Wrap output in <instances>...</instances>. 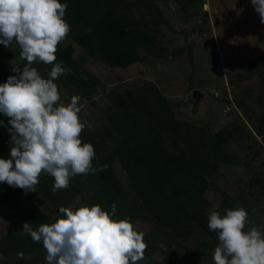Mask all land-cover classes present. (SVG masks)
Listing matches in <instances>:
<instances>
[{
  "label": "rangeland",
  "instance_id": "374dc122",
  "mask_svg": "<svg viewBox=\"0 0 264 264\" xmlns=\"http://www.w3.org/2000/svg\"><path fill=\"white\" fill-rule=\"evenodd\" d=\"M150 1L167 22L158 27L156 43L169 52L181 51L172 61L151 57L125 69L110 68L92 59L69 36L60 44L73 46V59L82 68L79 73L95 85L89 98L79 96L84 132L102 130L107 124L106 115L116 111L118 94L142 85L146 89L154 86L177 122L202 128L215 141L223 139L219 142L227 160L219 167L213 188L204 194V216L208 219L212 211L223 216L229 209L242 207L248 212L246 230L255 224L264 231V135L257 131L259 119H264V81L257 76L238 80V75L255 62L261 61L264 66V24L251 0H203L190 7L178 0ZM132 8L135 20L153 19L145 15L140 5ZM151 33L155 34L154 29ZM21 60L18 45H0V84L14 67L20 66ZM58 88L61 103L68 104L77 96L67 85L60 84ZM115 170L125 185L127 180L118 162ZM93 192V186L85 185L74 189L65 201L52 203L37 186L36 192L12 188L8 199L0 195V241L11 229L25 223L31 205L47 218L43 224H51L62 217L60 207L75 210L84 206ZM127 200L131 202L132 197L127 195ZM133 225L144 237L153 236L152 243L162 251L151 258L144 257L138 264H158L164 253L177 264H214L217 234L211 236L196 223L189 239L178 246L148 224L136 221ZM45 255L43 249V259ZM16 263L17 260L13 264ZM0 264H9L1 246Z\"/></svg>",
  "mask_w": 264,
  "mask_h": 264
},
{
  "label": "trees",
  "instance_id": "16d2710c",
  "mask_svg": "<svg viewBox=\"0 0 264 264\" xmlns=\"http://www.w3.org/2000/svg\"><path fill=\"white\" fill-rule=\"evenodd\" d=\"M184 6H198L203 0H178ZM67 5L65 19L70 25L68 36L95 60L110 68L125 69L134 63L156 57L172 61L181 51L169 52L157 44V29L167 24L162 11L150 0H60ZM140 5L145 18L135 20L132 7ZM151 25V28L147 25ZM154 29V35L152 30ZM71 45H59L56 63H62L68 70L58 80L67 85L77 96L89 98L95 92L92 81L85 80L79 73L82 68L73 59ZM17 68L23 69L26 61ZM255 62L238 75L243 78L259 77L264 81V66ZM42 77L47 78L51 67L34 63ZM16 75L13 69L3 80ZM74 86V87H73ZM116 111L106 115L107 124L100 131H86L81 139L94 146L96 158L93 167L98 170L87 175H77L65 190L53 191L54 178L44 173L37 187L52 203L65 201L76 188L85 185L94 187L84 206L100 205L118 220L136 221L150 225L168 237L169 243L185 242L191 236L193 223L203 231L212 233L208 219L204 216V194L212 187L219 167L227 157L221 149L223 139L214 140L211 133L202 128L177 122L166 108L164 99L154 86L146 89L143 85L125 94L116 96ZM257 128L258 135H264V119L261 117ZM0 158H10L12 147L9 133V118L0 114ZM121 166L126 183L118 178L115 163ZM12 187L0 184V195L4 199ZM127 195L132 201L127 200ZM25 223L35 230L47 218L36 207L30 206ZM22 225L11 229L1 241V252L7 262L13 264H45L42 257V243L33 242L30 235L22 234ZM153 236L144 237L147 244L144 257H152L161 248L152 243ZM169 243L167 246L169 247ZM23 253L24 258L17 256ZM175 259L164 253L158 264H177Z\"/></svg>",
  "mask_w": 264,
  "mask_h": 264
},
{
  "label": "clouds",
  "instance_id": "9594fccd",
  "mask_svg": "<svg viewBox=\"0 0 264 264\" xmlns=\"http://www.w3.org/2000/svg\"><path fill=\"white\" fill-rule=\"evenodd\" d=\"M264 24V0H251ZM67 5L60 0H0V45L13 43L26 61L23 69L0 84V114L9 118L10 158H0V184L36 192L39 178H54L53 191L65 190L77 175L98 170L94 146L81 139L85 125L79 117V96L61 103L58 84L65 75L56 63L59 45L71 28L65 19ZM34 63L52 65L47 78ZM0 123H3L0 121ZM61 218L33 229L22 225V234L42 243L45 264H138L145 256L144 233L126 219L116 220V205L109 213L100 205L77 209L60 207ZM248 212L238 207L226 214L212 211L208 228L218 237L214 264H264V231L255 224L246 230ZM17 256L24 258L23 253Z\"/></svg>",
  "mask_w": 264,
  "mask_h": 264
},
{
  "label": "water",
  "instance_id": "95a60500",
  "mask_svg": "<svg viewBox=\"0 0 264 264\" xmlns=\"http://www.w3.org/2000/svg\"><path fill=\"white\" fill-rule=\"evenodd\" d=\"M193 95H196V91L193 93ZM198 97H201V95H199Z\"/></svg>",
  "mask_w": 264,
  "mask_h": 264
}]
</instances>
